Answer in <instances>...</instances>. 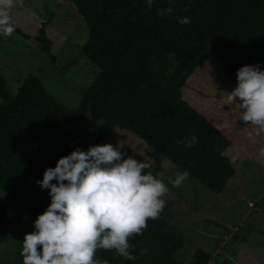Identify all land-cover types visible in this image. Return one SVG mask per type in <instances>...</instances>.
Returning a JSON list of instances; mask_svg holds the SVG:
<instances>
[{
    "label": "trees",
    "instance_id": "trees-1",
    "mask_svg": "<svg viewBox=\"0 0 264 264\" xmlns=\"http://www.w3.org/2000/svg\"><path fill=\"white\" fill-rule=\"evenodd\" d=\"M68 1L83 16L88 37L61 70L68 72L84 56L99 74L73 108L34 75L14 96L0 76V244L10 237L14 212L34 220L48 206L49 190L37 181L77 148L74 139L88 116L102 122L93 145L107 143L117 127L125 129L153 148L154 175L168 159L217 195L238 178L242 161L262 160V132L240 120L222 89L236 86L239 67L264 65V0ZM185 17L189 22L181 23ZM15 31L30 38L17 26ZM34 38L56 65L45 25ZM172 217L171 203H165L141 234L129 238L135 259L102 248L94 258L107 264H182L175 254L184 232ZM211 259L210 252L197 249L189 264ZM14 264H23L22 258ZM216 264H230L229 257Z\"/></svg>",
    "mask_w": 264,
    "mask_h": 264
},
{
    "label": "rangeland",
    "instance_id": "rangeland-1",
    "mask_svg": "<svg viewBox=\"0 0 264 264\" xmlns=\"http://www.w3.org/2000/svg\"><path fill=\"white\" fill-rule=\"evenodd\" d=\"M10 14L14 26L21 28L30 38L15 30L10 36H0V76L5 77L9 93L14 96L22 82L34 75L62 104L77 107L82 91L99 74V69L84 56L68 72L61 70L79 56L80 47L88 37L83 16L68 0H15ZM44 25L53 41L56 65L40 53L34 38ZM259 66L264 69L263 64ZM232 89L227 87L222 92L227 97V92ZM2 102L0 98V104ZM225 120L231 122L228 117ZM101 125V121L86 117L74 144L87 150L94 144ZM262 134L260 140L264 147V132ZM107 143L114 146L120 143V150L126 156L149 163L154 161L153 148L125 129L117 127ZM162 164L163 171L157 178L163 180L169 189L163 198L166 203H171V222L184 232V244L175 254L176 260L189 264L194 252L204 249L212 254L208 264H216L226 255L230 264H264V151L261 161H242L238 178L218 195L189 177L179 186H173L171 181L175 174L183 170L168 159ZM3 195L0 189V200ZM33 221L26 214L13 213L8 226L10 237L0 244V264H14L22 258V239L26 232L33 230Z\"/></svg>",
    "mask_w": 264,
    "mask_h": 264
},
{
    "label": "clouds",
    "instance_id": "clouds-1",
    "mask_svg": "<svg viewBox=\"0 0 264 264\" xmlns=\"http://www.w3.org/2000/svg\"><path fill=\"white\" fill-rule=\"evenodd\" d=\"M14 6L15 0H0V36L15 30L10 14ZM236 80L226 104L240 110V120L264 132V69L243 65ZM121 147H77L44 170L37 183L49 190L50 203L32 222L33 230L24 234L23 264H107L94 258L101 248L135 259L129 238L160 215L169 189L150 170L151 163L126 156ZM187 177V170L177 172L171 183L179 186Z\"/></svg>",
    "mask_w": 264,
    "mask_h": 264
}]
</instances>
